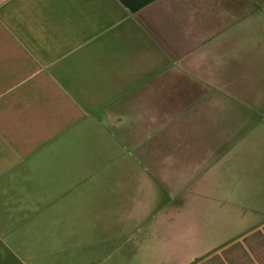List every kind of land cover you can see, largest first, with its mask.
<instances>
[{
  "label": "crops",
  "instance_id": "obj_1",
  "mask_svg": "<svg viewBox=\"0 0 264 264\" xmlns=\"http://www.w3.org/2000/svg\"><path fill=\"white\" fill-rule=\"evenodd\" d=\"M252 1L0 0V264H264V207L239 203L208 160L214 152L187 151L180 186L153 177L155 188L171 191L168 204L136 189L115 215L102 201L64 192L34 196L82 185L71 180L83 132L102 127L122 158L135 153L114 131L132 102L152 113L148 136L175 120L193 125L187 111L219 90L211 82L223 78V63L236 62L240 24L259 13ZM131 125L142 142L146 118ZM51 167L68 169L64 186L44 182ZM183 196L191 215L171 209Z\"/></svg>",
  "mask_w": 264,
  "mask_h": 264
},
{
  "label": "rangeland",
  "instance_id": "obj_2",
  "mask_svg": "<svg viewBox=\"0 0 264 264\" xmlns=\"http://www.w3.org/2000/svg\"><path fill=\"white\" fill-rule=\"evenodd\" d=\"M248 1L243 0V5L249 4ZM255 1H258L260 3L258 5L262 8H258L259 13L255 12L250 20L240 24L236 40L240 39L241 42L237 46L239 54L236 62L225 61L227 63H223V78L211 82V85H218L219 90L211 91L199 102H203L202 105L192 107L191 112L187 111V116L190 118L192 116L193 125H185L182 120H175L176 125L172 124L171 127L166 128L163 125L160 133L156 134L157 131L148 136L152 131L151 126L148 125L152 113L146 108L147 105L144 109L142 107L138 109L136 101L134 102L136 104L132 102L124 111L128 121L114 131L119 136L129 138L127 142L131 150L136 151L135 153L131 151L130 155L122 158L121 149L115 142L106 140L109 137L102 127H97L92 132L88 129L89 133H81L82 166L76 173V179L71 180L76 183L80 181L82 185L70 191L66 189L38 190L35 191L34 196L36 197L38 193L41 196L52 197L56 193L64 192L67 200H78L83 203L88 200L102 201L107 204V210L112 208L111 214L115 215L126 207L129 199L136 197L134 195L138 192L136 189H140V193H143L145 197H150V194L156 191V197H159L163 204H168L171 191L155 188L153 177H158L162 185H170L171 182L173 185H182L188 176L183 168L188 161L186 152L205 150L214 152L215 156L208 160L212 163L211 166L219 171L218 175L222 184L229 188L230 186L236 188L239 203L252 201V203L256 202L254 204H257L258 211L263 208L264 0ZM252 2L254 4V1ZM185 81H182V86ZM178 96L181 98L180 93ZM186 104L185 101L178 103L179 112H185L181 110ZM143 117L146 118L147 125L145 130L141 128V131L144 130L146 138H140L143 139L142 142L136 143L139 133L137 127L130 126V123L139 121ZM170 134L174 138L169 141L167 137ZM136 144L140 146L139 149L135 146ZM159 152L161 157H154ZM167 152L176 157L166 158ZM59 159L61 158H49L50 161ZM194 161V168L201 165L198 159L194 158ZM142 165L146 167L157 165L162 170L155 176L139 173L137 168ZM172 166H177L179 171L175 170L172 173L169 168ZM50 169L51 173L42 177L44 182H50L53 187L64 186L62 176L66 168H61L59 174L53 172L55 168ZM188 200V196L177 197V201L171 203V209L180 215H191L192 212L184 208ZM82 208L90 209L91 207L83 205ZM95 208L100 207L94 206ZM136 208L134 204H127L129 210ZM82 214L84 215L85 212Z\"/></svg>",
  "mask_w": 264,
  "mask_h": 264
},
{
  "label": "flooded vegetation",
  "instance_id": "obj_3",
  "mask_svg": "<svg viewBox=\"0 0 264 264\" xmlns=\"http://www.w3.org/2000/svg\"><path fill=\"white\" fill-rule=\"evenodd\" d=\"M258 4H260L258 1H255V4H254V6H256V7H261V6H259Z\"/></svg>",
  "mask_w": 264,
  "mask_h": 264
}]
</instances>
